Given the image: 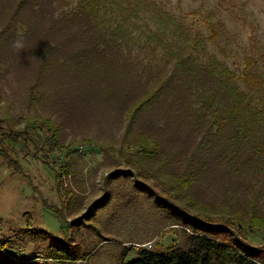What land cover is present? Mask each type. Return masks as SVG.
Masks as SVG:
<instances>
[{"label":"trees","instance_id":"1","mask_svg":"<svg viewBox=\"0 0 264 264\" xmlns=\"http://www.w3.org/2000/svg\"><path fill=\"white\" fill-rule=\"evenodd\" d=\"M64 4L0 0V64L32 65L31 99L53 104L64 121L97 119L104 102L116 113L125 110L122 141L137 147L140 168L161 183L182 238L163 249L139 247L117 264H264V243L253 245L245 236L264 235V107L237 84L259 90L262 72L252 59L237 74L221 61L201 63L180 50L171 65L166 58L152 67L122 49L125 16L105 23L102 8L121 0H76L58 11ZM119 9L134 13L130 6ZM18 37L26 44L20 54L12 49ZM38 118L29 116L14 131L38 127ZM50 120L43 123L56 131ZM1 127L0 143L10 135ZM0 157L17 169L3 146ZM63 232L28 225L20 235L37 244L26 248H16L13 236L0 237V264H87L92 250Z\"/></svg>","mask_w":264,"mask_h":264},{"label":"rangeland","instance_id":"2","mask_svg":"<svg viewBox=\"0 0 264 264\" xmlns=\"http://www.w3.org/2000/svg\"><path fill=\"white\" fill-rule=\"evenodd\" d=\"M129 1L103 7L101 13L108 24H114L111 16H125L129 25L122 49L128 48L131 56L157 68L166 58L171 65L177 58L174 51L180 50V56L189 54L201 63L221 61L237 74L252 59L264 77V0ZM75 2L68 0L58 11ZM122 6L134 13L123 12ZM35 73L32 65L14 69L0 64V118L8 117L0 126L10 133L0 146L17 168L0 157V237L13 236L16 248H26L37 244L20 235L28 225L60 237L65 230L74 242L80 240L92 250L87 264H117L119 257L134 256L139 247L163 249L178 242L181 226L161 183L140 168L137 147L122 141L125 110L116 113L104 102V115L97 119L64 121L52 103L31 99L28 88ZM237 82L252 94L255 106L264 107V83L257 90ZM35 115L38 127L14 131ZM47 117L56 131L43 123ZM245 236L253 245L264 243L261 232Z\"/></svg>","mask_w":264,"mask_h":264},{"label":"clouds","instance_id":"3","mask_svg":"<svg viewBox=\"0 0 264 264\" xmlns=\"http://www.w3.org/2000/svg\"><path fill=\"white\" fill-rule=\"evenodd\" d=\"M12 49H13V51H15V52H17L19 54L21 52H25L26 44H25V42H24L22 37H18L16 40L13 41Z\"/></svg>","mask_w":264,"mask_h":264}]
</instances>
